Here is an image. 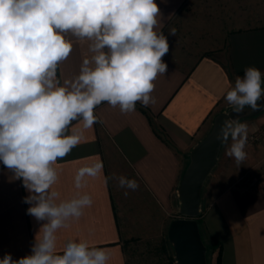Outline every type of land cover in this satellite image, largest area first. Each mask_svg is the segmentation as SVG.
<instances>
[{"label": "clouds", "instance_id": "clouds-1", "mask_svg": "<svg viewBox=\"0 0 264 264\" xmlns=\"http://www.w3.org/2000/svg\"><path fill=\"white\" fill-rule=\"evenodd\" d=\"M163 21L156 0H0V163L28 192L27 214L43 222L31 254L19 259L5 254L0 264H108L109 251L87 240L69 239L57 252L58 231L79 220L93 199L80 192L62 199L54 189L56 165L80 144L82 130L98 122L94 110L102 103L125 114L134 112L137 102L156 103L155 81L168 72ZM169 35L176 36V29ZM72 38L87 42L91 55L78 75L61 82L58 68L73 50ZM262 83L254 66L237 76L225 97L233 112L264 109ZM225 116L216 140L231 139L226 155L239 166L247 158L249 126ZM102 175L97 159L77 170L75 188ZM109 179L117 180L125 196L139 188L123 175L104 177L105 183Z\"/></svg>", "mask_w": 264, "mask_h": 264}, {"label": "crops", "instance_id": "crops-1", "mask_svg": "<svg viewBox=\"0 0 264 264\" xmlns=\"http://www.w3.org/2000/svg\"><path fill=\"white\" fill-rule=\"evenodd\" d=\"M187 1L156 0L164 17L161 30L170 46L163 57L168 72L157 78L152 93L156 103L144 107L137 102L136 110L126 114L118 106L102 103L94 110L98 122L82 130L80 144L57 162L59 179L54 189L61 198L80 192L93 199L79 220L58 231L57 252L69 239L87 240L109 251L108 264H126L128 242L151 239L178 217L176 188L189 151L210 130L219 112L232 109L225 97L236 77L254 66L264 81V22L245 23L243 28L212 33L204 40L171 36L169 29L185 18L182 8ZM72 39L73 50L58 68L61 82L78 75L83 59L91 55L87 42ZM246 110V115L256 114L249 120V130L264 128V109ZM97 159L103 163V175L86 178V185L76 189L77 170ZM113 174L135 179L139 188L125 196L116 179L105 183L104 177ZM237 177L221 188L210 184L202 226L210 241L221 244L220 264H264V187L243 195L234 186ZM27 195L22 181L0 163V259L5 254L13 259L31 254L43 222L27 214L30 205L23 202ZM202 198L201 193L200 211ZM211 257L215 260V252Z\"/></svg>", "mask_w": 264, "mask_h": 264}, {"label": "rangeland", "instance_id": "rangeland-1", "mask_svg": "<svg viewBox=\"0 0 264 264\" xmlns=\"http://www.w3.org/2000/svg\"><path fill=\"white\" fill-rule=\"evenodd\" d=\"M182 13L185 18L179 19L173 27L176 29V36L189 40L197 38L204 40L212 33H224L228 29L243 28L245 23L250 26L251 23L254 25L253 23L258 21L264 22V0H188L182 8ZM210 43L215 45L214 42ZM255 115L248 113L239 119L249 125V120L251 121V117ZM252 129L250 128L248 132V143L245 147L247 158L241 165L237 166L235 160L226 155V150L232 143L231 139L222 145L217 163L203 187L202 213L205 212L206 204L210 199L211 183L221 188L229 179H234L249 169L264 168V140L259 142L249 140V135L262 131L264 128ZM200 230L203 240L209 246L211 242L202 224H200ZM125 256L126 264H175L171 261L174 255L167 239V228L151 239L131 240L126 244ZM211 256L210 249H208L207 264H214Z\"/></svg>", "mask_w": 264, "mask_h": 264}, {"label": "water", "instance_id": "water-1", "mask_svg": "<svg viewBox=\"0 0 264 264\" xmlns=\"http://www.w3.org/2000/svg\"><path fill=\"white\" fill-rule=\"evenodd\" d=\"M247 112L246 109L242 113H235L232 109L219 112L210 130L189 151L188 163L176 188L178 217L173 218L167 228V239L176 264H207V248L197 218L203 185L215 167L222 147V143L216 140V133L222 121L227 118L225 114L231 118H240Z\"/></svg>", "mask_w": 264, "mask_h": 264}, {"label": "built area", "instance_id": "built-area-1", "mask_svg": "<svg viewBox=\"0 0 264 264\" xmlns=\"http://www.w3.org/2000/svg\"><path fill=\"white\" fill-rule=\"evenodd\" d=\"M250 142H259L264 140V130L249 135ZM234 186L238 188L243 195H252L259 192L264 187V168L259 170L247 171L237 177Z\"/></svg>", "mask_w": 264, "mask_h": 264}, {"label": "trees", "instance_id": "trees-1", "mask_svg": "<svg viewBox=\"0 0 264 264\" xmlns=\"http://www.w3.org/2000/svg\"><path fill=\"white\" fill-rule=\"evenodd\" d=\"M202 216H203V213L200 211V214H199V216L197 218V222H198V225H199V229H200V224H203V217ZM200 233H201V230H200ZM201 237H202V240H203L202 233H201ZM203 242L206 245L207 251H208V249H210L211 254H213L215 252L214 264H220L221 244L219 242L213 240V241H210L211 242L210 245L207 246V244L205 243L204 240H203ZM171 261L172 262H175L174 257H171ZM175 264H176V262H175Z\"/></svg>", "mask_w": 264, "mask_h": 264}]
</instances>
